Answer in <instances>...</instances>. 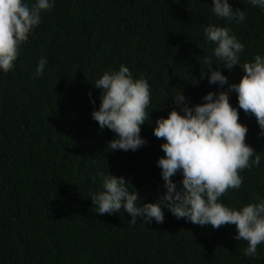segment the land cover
Returning <instances> with one entry per match:
<instances>
[{"label": "trees", "instance_id": "trees-1", "mask_svg": "<svg viewBox=\"0 0 264 264\" xmlns=\"http://www.w3.org/2000/svg\"><path fill=\"white\" fill-rule=\"evenodd\" d=\"M229 3L246 11L244 22L214 16L212 0H54L42 8L9 71L0 72V264H264V243L246 256L233 224L200 226L166 208L163 223L137 217L131 224L123 208L97 213L89 195L99 190L98 171L123 176L141 202L166 192L157 165L166 141L153 134L156 119L179 109L178 90L189 107L227 90L208 83L203 56L238 83L243 63L264 55V10L249 0ZM209 24L229 27L245 45L240 66L228 70L213 56L203 33ZM41 56L47 63L36 76ZM121 64L150 85L140 132L147 143L136 151L110 150L116 134L91 117L100 104L95 81ZM229 102L261 156L259 166L240 172L241 187L220 198L239 209L264 196V137L235 93ZM171 179L181 187L179 172Z\"/></svg>", "mask_w": 264, "mask_h": 264}, {"label": "clouds", "instance_id": "clouds-1", "mask_svg": "<svg viewBox=\"0 0 264 264\" xmlns=\"http://www.w3.org/2000/svg\"><path fill=\"white\" fill-rule=\"evenodd\" d=\"M253 7L264 10V0H249ZM54 0H0V72H8L30 29L40 20L44 7L51 9ZM211 12L218 18L242 23L246 11L233 9L229 0H212ZM206 41L215 46L213 56L222 66L232 70L240 66V53L245 45L229 27L209 24L204 27ZM47 58L41 56L35 75L43 73ZM209 84L227 90L208 92L205 103L189 107L182 91L173 96V108L167 117L155 121L153 134L164 138L160 145L164 155L157 160L161 168L166 192L156 202H141L139 193L123 176L98 171L92 180H100L99 190L91 192L90 200L99 214H112L123 208L130 214L131 224L141 217V222H164L166 208L177 219L219 228L233 224L234 239L244 240L246 256L255 257L257 246L264 243V196L257 195L254 202L239 209L229 207L220 198L229 190H238L243 169L259 166L261 156L245 142L248 128L239 122L238 108L230 104L231 93L237 95L238 107L255 116L264 137V55L257 54L242 65L243 75L238 83H229L228 77L217 68L211 56H203ZM215 65V67H213ZM205 72H201V79ZM101 90L98 110L91 117L103 129H110L115 138L108 142L110 150L136 151L147 141L140 135L141 125L149 119L146 111L150 105V85L143 78H136L130 69L121 64L118 71H105L96 81ZM91 96V93H89ZM95 103V101H92ZM182 175L181 187L171 179Z\"/></svg>", "mask_w": 264, "mask_h": 264}]
</instances>
